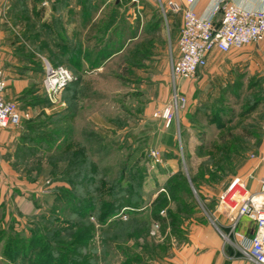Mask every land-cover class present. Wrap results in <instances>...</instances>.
<instances>
[{
  "label": "rangeland",
  "instance_id": "obj_1",
  "mask_svg": "<svg viewBox=\"0 0 264 264\" xmlns=\"http://www.w3.org/2000/svg\"><path fill=\"white\" fill-rule=\"evenodd\" d=\"M33 1L37 7L41 0H11L13 9L29 15L35 10ZM91 1L92 11L85 17L89 23L83 27V5L75 0L77 34H14L12 59L25 68L1 67L7 89L13 88V80L26 78V84L16 99L8 101L21 118L16 127L5 129L10 135L0 144V264H19V257L4 256L6 244L11 241L15 249L13 242L18 241L20 249L28 248L31 240L45 234L48 218L62 220L64 228L75 220L56 198L70 189L62 176L63 156L67 152L71 156L78 146L99 177L86 183L92 196L99 193L100 183L112 184L121 174L120 186L129 182L134 186L137 198L132 204L141 203L116 211L105 223L96 215L89 218V237L82 243L88 264H179L197 229L209 225L217 227L224 251L241 256L231 226L220 225L228 214L217 197L233 181H242L249 162L252 176L257 175L264 85L248 75L243 63L219 54L203 74L188 79L191 90L181 94L185 106L166 127L158 116L176 83L184 80H173L170 72L177 57L178 28L165 24L157 0H153L155 9L142 18L138 13H143L144 0ZM66 9L64 3L49 16L61 17ZM56 21L61 25L60 18ZM46 64L61 66L73 76V84L56 97L64 106L52 104L45 95ZM182 116L191 117L185 129L177 124ZM56 130L67 134H58L53 143L49 135ZM36 138L49 142L51 148L38 146L40 155L27 153L26 140ZM176 173L187 179L191 195L178 193V203L169 200L166 185ZM109 192L103 193L106 200L126 198L121 191ZM179 206L185 211H177Z\"/></svg>",
  "mask_w": 264,
  "mask_h": 264
},
{
  "label": "built area",
  "instance_id": "obj_2",
  "mask_svg": "<svg viewBox=\"0 0 264 264\" xmlns=\"http://www.w3.org/2000/svg\"><path fill=\"white\" fill-rule=\"evenodd\" d=\"M196 0H165L162 10L180 12L182 24L177 40L178 56L171 63L173 80H188L207 66L213 52L228 54L231 50L264 42V9L247 10L235 1L216 0L205 15L195 12ZM219 17L217 22L216 18ZM73 80L65 68L46 64L43 89L52 104L64 106L56 100L65 87ZM6 88L0 70V130L16 127L21 114L16 106L3 98ZM186 99L178 93L171 96L170 102L159 114L166 127H169L177 113L185 106ZM264 166V131L262 133ZM259 188L252 192L240 180L230 183L217 197L219 206L225 210L234 227L245 217L255 225V233L247 248L241 249L249 264H264V177L258 180Z\"/></svg>",
  "mask_w": 264,
  "mask_h": 264
},
{
  "label": "crops",
  "instance_id": "obj_3",
  "mask_svg": "<svg viewBox=\"0 0 264 264\" xmlns=\"http://www.w3.org/2000/svg\"><path fill=\"white\" fill-rule=\"evenodd\" d=\"M64 1L65 2H63V4H66L65 6L67 7V9L65 11L66 13L60 17L58 15L49 16L50 12L55 11L53 9V5L56 3L55 0H41L37 7L34 6L35 1H33V6L31 8H35V10L34 12L31 11L30 15L27 13L24 14L23 12H19L18 15L15 9H13L15 4H13L11 0H0V70H2L1 67H3L4 70L11 71L14 69L21 70L25 68L24 64H18L16 62H13L12 59V55L14 53V34H77L75 30L77 18L75 14L76 2L75 0ZM157 1L159 5H161L164 3L165 0ZM157 1L155 0L156 3ZM215 1L216 0H196L194 6L195 12L199 15H205ZM229 1H235L241 8L247 10L264 9V0ZM143 2V13H138L140 18H142V15H147V13L150 12L151 8L155 9L156 5L153 0H144ZM48 3H52L51 6L49 5V7H47ZM133 3H137V1H134ZM72 7L74 8V10L70 9ZM162 12V18L165 24H174L178 28V31H180L182 24V16L180 18H175V16L172 15L180 12H172L167 9L162 10ZM168 13L170 15H167ZM86 16H88V14L84 10L83 17L85 20ZM219 17L220 16L216 18L217 22L219 21ZM56 18L61 19V25H58ZM79 20L80 17L78 16V21ZM31 24H33L35 27L34 31L31 27ZM83 27H85V25ZM78 33L81 34L80 31ZM133 33L138 34V32L136 33L134 31ZM83 34H85L84 30ZM121 34L128 33L122 32ZM219 54L220 53L213 52L209 56L207 64H209L210 61H212V59ZM227 55L233 58L236 63H243L245 66V70L249 73L247 74L250 77L260 80V83L262 82V84L264 85V42L244 46L240 49L231 50V52ZM176 56H178V50L176 52ZM26 65H28V68H26L29 69V64L26 63ZM205 69L206 68L200 70L197 74H203ZM188 81L190 80H179L174 87L173 94L176 92L181 95L185 93V91H190L192 86H189V84L186 83ZM25 82L26 78L23 79V81L18 82L13 80V88H11V90L6 88V90H4L3 92V98H5L6 101L16 99L17 94L21 92L22 86L26 84ZM188 86L190 87L189 90ZM190 119L191 117H178L177 124L181 123L182 127H184L185 129V127L188 126L187 121ZM8 135H10V132L0 130V144L1 141H5L6 139H8ZM250 166L251 162L247 164L241 179L247 189L252 192H255L259 188L258 180L264 177V166L260 161L258 166L259 169L257 170V175L255 177L252 176L251 170L249 169ZM219 222L220 225H222L224 228H228L231 226L232 231L230 228V232H232L233 236H235V242L239 245L238 248L241 253V256H236V254H233L231 250L224 251L223 242L219 236V231L217 227H215L214 225L201 226L197 229L198 233L191 243V249L187 250V253L180 254L178 260L179 264H249L248 260L243 256L241 249L248 247L250 239L255 233L254 223L250 222L247 218L242 217L237 221V224L233 227L228 215H225V217L220 219Z\"/></svg>",
  "mask_w": 264,
  "mask_h": 264
},
{
  "label": "trees",
  "instance_id": "obj_4",
  "mask_svg": "<svg viewBox=\"0 0 264 264\" xmlns=\"http://www.w3.org/2000/svg\"><path fill=\"white\" fill-rule=\"evenodd\" d=\"M55 2L56 3L53 5V9H55V11H58L60 7L64 6L61 0H55ZM79 3L84 6L83 9L86 13L92 11L91 0H79ZM15 11L18 14L21 10L19 8H15ZM84 22V25L89 23L88 20H84ZM106 51L107 49L104 50V52ZM71 84L73 83H69L65 89H67ZM67 117L68 116L62 117L60 121L62 119H67ZM60 133L67 134L66 132L56 130L55 134L52 133L49 135L51 142L54 143L57 139V135ZM27 142L30 145H28L27 153L31 154L40 155L41 151H38V146H42L47 149H50L52 146H49V142L40 138H36L35 140L27 139L26 143ZM78 148L79 150L73 151L71 156H69L68 152L65 154V156H63L65 159H63L61 162H65L66 171L62 173V176L65 178L66 183L70 185V189L63 190L62 193L60 192V196H57L56 198L66 206L75 220H71V222L68 223V226L64 228L62 226L64 224L62 220H58L55 218V216L48 218L45 220V234L43 236L36 237L34 240H31L30 246L28 248L20 249V244L18 241L13 242L17 247L15 249L11 248L12 242L9 241V238V243L6 244L4 251V256H7L8 259L9 257H12L14 260L15 258L18 259L19 257V264H88V262L85 261L86 255L84 254L87 247L82 243L89 237L90 224L87 223L89 222V218L94 217L93 215H96L98 220H102V222L105 223L106 220L110 218V216L124 207H140L141 203L139 201H136L135 205L132 204V198H137V196H135L136 192L134 190L133 184H130L129 182L128 186L119 185V182H122L121 178H123V175L121 174L119 176L120 179L118 178L117 181L113 182L112 184L108 183V185H106L107 183L105 182L100 183L101 185L99 193H97V196H92L93 194L91 193V188L87 187L86 183H91L92 181L95 182V180H98L99 177L97 178L98 174L96 173V170L92 171L89 162L87 160L85 161L83 154L84 148H82V146H78ZM62 149H64V146ZM53 165H55V163L48 164V166ZM175 179L176 181L174 184H171L172 180L174 181ZM166 185L170 192L169 200L178 203L180 198L177 194L180 192H184L189 197L191 196L189 189L187 188V179L180 173L173 174V177L169 179ZM115 190L125 193L126 198L123 197L120 200L109 201L103 197V193H108L109 191L113 192ZM157 201L158 197L154 200V203ZM162 201L163 203H167V199L165 197L162 198ZM178 210L184 212L185 207L179 206L177 211ZM169 216L171 220L173 219L175 221L172 215L169 214ZM2 236L3 233L0 232V239ZM61 243L68 245L70 250L68 247L65 248V246L59 247L63 246ZM72 245H74L75 248H71ZM66 251H69L72 254L71 257L66 255ZM28 253L34 257H30ZM13 256H15V258Z\"/></svg>",
  "mask_w": 264,
  "mask_h": 264
}]
</instances>
